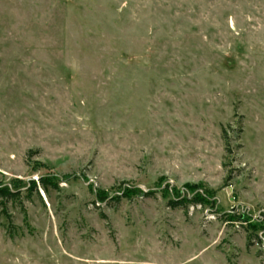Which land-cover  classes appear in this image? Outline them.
Instances as JSON below:
<instances>
[{
    "label": "rangeland",
    "instance_id": "rangeland-1",
    "mask_svg": "<svg viewBox=\"0 0 264 264\" xmlns=\"http://www.w3.org/2000/svg\"><path fill=\"white\" fill-rule=\"evenodd\" d=\"M14 181L0 264H264V0H0Z\"/></svg>",
    "mask_w": 264,
    "mask_h": 264
},
{
    "label": "trees",
    "instance_id": "trees-1",
    "mask_svg": "<svg viewBox=\"0 0 264 264\" xmlns=\"http://www.w3.org/2000/svg\"><path fill=\"white\" fill-rule=\"evenodd\" d=\"M58 178L56 176H41L38 181L31 180L29 185L26 186V191L30 194L34 190H38V185H40L45 192H48L50 187L52 188H59V182ZM22 183L20 181H14L10 186L8 185H0V199H1V205L4 206V210L7 208V201L9 200H17L20 198L22 193ZM128 193L135 192L133 188H130L127 190ZM127 192H125L122 196H129ZM154 191L149 192H142V194L146 196L153 195ZM98 201L100 203H110L113 201H119V196H113L109 197L107 195H104L102 193L97 194ZM205 202H214L210 200V196L208 191L205 193L197 192L195 195L190 197L189 195H181L178 194L176 196H172L168 201V206L172 208H185L187 209L190 205L194 204H204ZM221 219L231 220V221H242L247 222L249 218L246 216V214H236V213H224L221 215ZM251 226V233L249 235V241H252V239H256L259 242L264 244L263 238L259 236L258 234V227L257 224H250Z\"/></svg>",
    "mask_w": 264,
    "mask_h": 264
},
{
    "label": "water",
    "instance_id": "water-1",
    "mask_svg": "<svg viewBox=\"0 0 264 264\" xmlns=\"http://www.w3.org/2000/svg\"><path fill=\"white\" fill-rule=\"evenodd\" d=\"M141 188H142L143 190L147 191L146 187H144V186H141Z\"/></svg>",
    "mask_w": 264,
    "mask_h": 264
}]
</instances>
